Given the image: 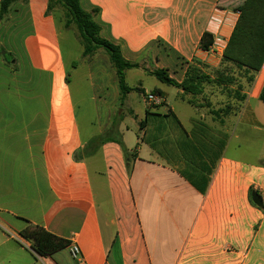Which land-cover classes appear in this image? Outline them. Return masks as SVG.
Returning a JSON list of instances; mask_svg holds the SVG:
<instances>
[{"label": "crops", "instance_id": "0c3cea01", "mask_svg": "<svg viewBox=\"0 0 264 264\" xmlns=\"http://www.w3.org/2000/svg\"><path fill=\"white\" fill-rule=\"evenodd\" d=\"M244 1L80 0L85 11L98 10L102 37L127 60L179 67L197 60L212 68ZM48 2L17 4L0 28V45L14 57L6 64L0 55V264H264V207L251 196L256 191L264 202V168L228 155L239 126L264 130L250 102L260 101L264 70L244 90L241 109L235 95L217 86L205 87L197 107L176 88L190 113L156 87L162 96L149 102L153 109L137 114L120 101L117 79L115 88L103 85L99 97H90L84 131ZM206 32L214 38L209 51L199 46ZM105 55L102 61L110 62ZM170 75L178 82L185 77ZM58 78L65 100L57 99ZM125 110L138 123L148 112L175 116L183 130L159 124L149 144L146 128H139L133 141ZM30 225L76 244L79 258L70 245L37 255L20 237Z\"/></svg>", "mask_w": 264, "mask_h": 264}, {"label": "trees", "instance_id": "16d2710c", "mask_svg": "<svg viewBox=\"0 0 264 264\" xmlns=\"http://www.w3.org/2000/svg\"><path fill=\"white\" fill-rule=\"evenodd\" d=\"M48 1L47 15L54 13L56 6H59L65 11V26L69 28L74 25L78 30L84 47V58H93L101 49L108 55L110 63L116 71L120 98L122 101L133 91L141 93L145 98L149 95L162 96V91L158 89L153 90L151 94L147 95L142 88L128 85L126 81V71L139 69L141 65L127 60L119 45L101 36V27L95 20L98 14L97 9L91 12L85 11L80 0ZM27 2L28 0H0V28L8 22L9 15L17 4H25ZM238 10L239 18L223 52L221 62L219 66L215 68L212 76L211 74H206L202 70L203 64L197 60L189 64L185 71V77L181 82L172 78L170 71L165 68L149 70L147 71L148 74L166 85L182 90L184 95H191L193 100H189L188 103L195 107H197L195 99L204 93L206 86H217L227 93L229 97L231 94L235 95L239 102V109H241V105L246 101L247 95L244 93L245 86L241 84L240 81L241 79L246 80L249 85L248 88L250 89L264 62V0H245ZM213 44L214 38L212 34L209 32L204 33L200 40V49L209 51ZM0 55L3 57L6 64H12L14 57L7 54L6 50L1 45ZM204 67L206 68L207 66ZM237 71H239V74ZM66 82L69 83V76H67ZM259 100L264 103V88L259 96ZM163 118L168 121H170L171 118L176 119L175 116L172 117L170 115L164 116ZM163 118L160 115L148 112L146 119L139 123L140 130L145 128L147 130L144 136V140L147 143H155L156 139L153 140V131L160 127L159 124L163 123ZM160 119L163 121L161 122ZM175 121L178 128L183 130L180 123L177 120ZM115 127H117V124H114V128H112L111 131H113ZM164 137L168 136L165 135ZM104 139L106 140L107 138ZM166 141L167 138L164 142ZM119 143H121V141H119ZM74 158L80 160L77 154ZM20 237L28 241L33 251L40 257H49L70 245L68 240L53 235L46 229L34 225H30L24 229L20 233Z\"/></svg>", "mask_w": 264, "mask_h": 264}, {"label": "rangeland", "instance_id": "374dc122", "mask_svg": "<svg viewBox=\"0 0 264 264\" xmlns=\"http://www.w3.org/2000/svg\"><path fill=\"white\" fill-rule=\"evenodd\" d=\"M85 6L86 4L84 3L82 7L85 9ZM53 15L55 17L59 31L60 41L64 54V60L70 79V84H69L70 90H71V94L74 97V102L76 106L75 108L76 113L80 121L82 130L84 129V131H86L88 124L86 104L90 102V97L92 95H95V97H99L102 89L101 86L106 85L109 87V89L111 90L113 89L115 85V80L117 81L116 71L114 70L110 62L102 61L101 56L106 54L103 49L97 52V54H99L97 55V57L96 56H94L93 58L83 57L84 47L82 45L79 32L74 25L69 28L65 26L66 16L64 9H62L59 6H56ZM7 23H5L4 25H6ZM168 54L170 59L173 58L171 53ZM105 58L109 60L107 54L105 55ZM164 58L165 57L163 56L160 57V59H164ZM193 62L180 64V67L173 63H165V62L144 63L141 65L139 69H132L126 71V81L128 85L131 87H139V88L141 87L147 95H149L150 92H152L156 87H160L164 91H166V93L169 95L171 104L177 105L178 103L181 102L177 99L178 90L175 87L166 85L158 81L155 77L145 74H148L147 71L153 70L155 68L168 69L170 73L174 75L185 74V71L188 68L189 64H192ZM202 64H203L202 70L206 74H211L212 76V74H214L215 68L207 66L204 63ZM204 66L207 67L205 68ZM237 72L239 74V71ZM99 74H107L105 76V81L101 77L99 79ZM240 82L245 86V89H249L248 88L249 85L247 84L246 80L241 79ZM66 91L67 90L63 85L61 78H58L57 91H56L57 99L65 100L67 96ZM143 97L144 96L141 93L137 91H133L126 96L125 103L133 107L135 113L137 114H140V111L138 110L139 108L142 109L143 111H145L148 108L151 111L153 107L148 106L150 101L145 97L144 98L146 101H143L144 99ZM250 102L252 104V107L255 108L258 106L256 108V113H255L257 114L258 118L264 119V112L261 111L264 110L261 107L264 106V103H262L261 101H253V100ZM181 104L183 105V103ZM183 106H185L183 109H185L186 111L189 110L188 111L189 113L193 112V110L187 107V105H183ZM181 113L184 112L181 111ZM120 114H121L120 112L119 114L116 113V117L119 116ZM141 115H142L141 117H143L144 112H142ZM123 117L122 118L124 119L123 121H125V125H127L130 129V132L127 134V138L136 141L140 133L138 119L136 120V118L134 119L131 116H129L128 111L126 110H125V115ZM163 120L164 121L161 124V126H164L167 128V130L173 132L174 127L177 126V123L175 121L176 119L171 118L170 121L166 119ZM165 135L168 136L167 134ZM170 135H172V133ZM239 135H240V139L232 144L231 148L228 151V155L232 157H236L237 159L243 160L256 167L264 168V130H260V129L257 130V129H253L252 127H246L241 125L239 126ZM114 136H117V134H115ZM177 150L178 151L177 152L175 151V153H177V155L181 157L182 155L181 148H177ZM142 210L143 207L141 208V211Z\"/></svg>", "mask_w": 264, "mask_h": 264}, {"label": "built area", "instance_id": "2783aa9c", "mask_svg": "<svg viewBox=\"0 0 264 264\" xmlns=\"http://www.w3.org/2000/svg\"><path fill=\"white\" fill-rule=\"evenodd\" d=\"M263 70H264V62L262 64V67H261V70L260 71H263ZM147 99L150 102H155L156 101V97L154 95H149L147 97ZM70 252H71V255H72V257L74 259H78L79 258V256H80V248L76 244H71L70 245Z\"/></svg>", "mask_w": 264, "mask_h": 264}, {"label": "water", "instance_id": "95a60500", "mask_svg": "<svg viewBox=\"0 0 264 264\" xmlns=\"http://www.w3.org/2000/svg\"><path fill=\"white\" fill-rule=\"evenodd\" d=\"M251 196H252L253 203L257 207H259V208H263L264 207L263 199L261 198V196L256 191H253Z\"/></svg>", "mask_w": 264, "mask_h": 264}]
</instances>
